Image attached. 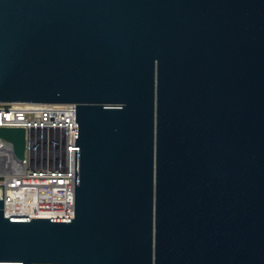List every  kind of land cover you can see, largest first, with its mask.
I'll list each match as a JSON object with an SVG mask.
<instances>
[{"label":"water","instance_id":"1","mask_svg":"<svg viewBox=\"0 0 264 264\" xmlns=\"http://www.w3.org/2000/svg\"><path fill=\"white\" fill-rule=\"evenodd\" d=\"M0 101L76 102L74 216L0 198V264H264V0H0Z\"/></svg>","mask_w":264,"mask_h":264},{"label":"built area","instance_id":"2","mask_svg":"<svg viewBox=\"0 0 264 264\" xmlns=\"http://www.w3.org/2000/svg\"><path fill=\"white\" fill-rule=\"evenodd\" d=\"M0 126L26 129L24 160L0 136V198L6 214L74 216L76 102L0 101Z\"/></svg>","mask_w":264,"mask_h":264}]
</instances>
